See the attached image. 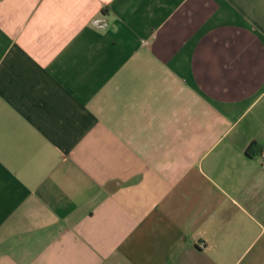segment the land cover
<instances>
[{
  "label": "crops",
  "instance_id": "0c3cea01",
  "mask_svg": "<svg viewBox=\"0 0 264 264\" xmlns=\"http://www.w3.org/2000/svg\"><path fill=\"white\" fill-rule=\"evenodd\" d=\"M0 264H264V0H0Z\"/></svg>",
  "mask_w": 264,
  "mask_h": 264
},
{
  "label": "built area",
  "instance_id": "2783aa9c",
  "mask_svg": "<svg viewBox=\"0 0 264 264\" xmlns=\"http://www.w3.org/2000/svg\"><path fill=\"white\" fill-rule=\"evenodd\" d=\"M93 24L98 27H103L106 25V22L102 19H95L93 20Z\"/></svg>",
  "mask_w": 264,
  "mask_h": 264
}]
</instances>
